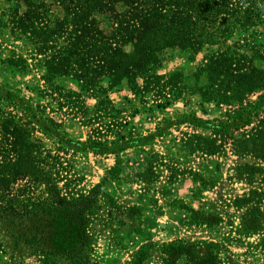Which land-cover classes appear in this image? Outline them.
Here are the masks:
<instances>
[{
	"label": "trees",
	"instance_id": "trees-1",
	"mask_svg": "<svg viewBox=\"0 0 264 264\" xmlns=\"http://www.w3.org/2000/svg\"><path fill=\"white\" fill-rule=\"evenodd\" d=\"M7 34L28 46L27 56L12 53L1 62L25 72L27 59L36 60L44 69L42 89L58 91L67 107L88 98L109 103V91L124 85L135 95L163 97L156 105L165 106L168 94L180 96L185 87L180 72L157 71L162 55L179 50L194 58L209 49L197 67L205 82L193 92L201 102L237 107L213 120L193 116L212 132L197 135L194 149L217 151L216 135L254 122L233 144L257 158L250 174L264 180V0H0V53ZM63 79L77 89L60 85ZM0 101L20 113L0 112V222L45 264H96L91 224L101 210V185L78 189L80 178L60 148H45L35 126L76 150L118 152L131 142L64 138L43 111L3 85ZM212 249L197 255L175 240L165 245L164 262L187 255L190 264H219Z\"/></svg>",
	"mask_w": 264,
	"mask_h": 264
},
{
	"label": "rangeland",
	"instance_id": "rangeland-1",
	"mask_svg": "<svg viewBox=\"0 0 264 264\" xmlns=\"http://www.w3.org/2000/svg\"><path fill=\"white\" fill-rule=\"evenodd\" d=\"M27 47L7 34L0 59L12 53L15 58L18 54L26 57ZM208 51L203 48L194 58L179 50L162 55L157 71L180 72V84L185 87L180 96L168 94L165 106L156 105L163 97L135 95L125 85L109 91V103L96 104L88 98L71 107L60 106L58 91L42 89L44 69L36 60L27 59L30 64L25 72L8 69L0 60V85L30 100L55 122L64 138L84 141L92 134L103 142L132 144L118 152L76 150L35 126L34 134L45 148H60L71 173L80 178L78 189L101 185V210L91 224L96 264H130L134 259L140 261L136 264H166L165 245L175 240L202 256H208L211 246L219 264H264L263 175L250 174L259 161L235 150L233 144L234 136L249 130L254 122L216 135L221 145L217 151L194 149L197 135L212 132L197 125L193 116L213 120L237 107L201 102L193 92L195 85L205 82L197 67ZM59 81L77 89L68 80ZM0 109L20 114L3 101ZM243 197L248 200L241 201ZM138 251L141 256H136ZM190 262L182 255L168 264ZM0 264L45 263L30 247L14 243L0 222Z\"/></svg>",
	"mask_w": 264,
	"mask_h": 264
}]
</instances>
